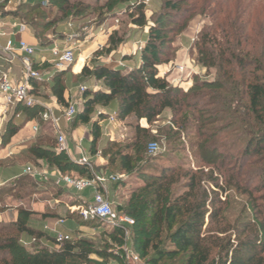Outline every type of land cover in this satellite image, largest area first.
Listing matches in <instances>:
<instances>
[{"label":"trees","instance_id":"1","mask_svg":"<svg viewBox=\"0 0 264 264\" xmlns=\"http://www.w3.org/2000/svg\"><path fill=\"white\" fill-rule=\"evenodd\" d=\"M44 1L24 0L19 6L27 13L38 12L29 25L42 46L52 44L42 38L52 25L42 20L49 7L58 9L53 24L65 23L71 11L79 16L97 7L99 16L108 17L127 6L135 26H148L142 0H134L133 6L132 0H97L95 4L85 0H47L46 8ZM190 1L193 4L186 5ZM197 11L206 15L210 23L202 29L193 49L197 51L198 64L214 69L216 78L198 80L195 76L192 86L185 90L160 77L159 67L172 61L169 48L175 38L170 34L183 32ZM150 16L152 25L139 67L124 73L101 63L84 66L81 75L102 81L104 89H87L82 96L83 108L73 119L88 124L95 105L117 102V119L132 131L123 141L125 144L110 140L103 146L107 165L97 170L106 174L119 171L145 181L126 205L117 207L135 219L131 239L126 240L123 230L112 228L109 237L120 247L116 253L98 250L86 238L50 249L42 242L46 234L30 221L32 212L21 208L15 222L0 226V264H126L124 246L129 241L147 264H264V210L258 208L259 215L252 222L232 224L224 216L225 203L221 199L229 188L249 198L255 191L264 192V165L259 168V186L252 191L250 185L241 186L244 160L254 155L264 163V0H162L160 9ZM121 42L122 36L114 32L107 52ZM63 76L64 73H54L51 91L60 103L68 105ZM45 83L33 81L34 92ZM21 110L29 117L41 112L40 107L19 105L16 114ZM166 114H170L168 126L161 129L159 123ZM142 120L148 127L141 124ZM91 125L90 151L95 155L101 120ZM19 129L10 121L0 148ZM159 135L168 141L173 154L169 158L171 165L162 164L167 149L148 154V144ZM30 152L34 162L43 159L62 173L93 177L89 167L75 163L64 151L56 152L52 136L38 137ZM179 152L194 153L196 165L177 159ZM71 215L84 224L80 216ZM56 216L57 213L40 215L41 219ZM24 235L36 239L29 248L21 242ZM93 255L100 260L93 259Z\"/></svg>","mask_w":264,"mask_h":264},{"label":"rangeland","instance_id":"2","mask_svg":"<svg viewBox=\"0 0 264 264\" xmlns=\"http://www.w3.org/2000/svg\"><path fill=\"white\" fill-rule=\"evenodd\" d=\"M24 0H0V17H3L2 21H4V18L10 19V24L13 25L11 27H15L16 24L23 23L26 24L28 27L32 28L29 24H31V21L33 20V17L38 12L33 13H27L25 10H21L19 8L21 2ZM72 2H78L82 0H71ZM92 2L96 3L97 0H85L83 2ZM106 0H98V2L104 3ZM144 1V0H142ZM134 0H132L131 5L133 6ZM44 7L47 6V0L43 2ZM145 4V3H144ZM193 4L192 1L189 3H186V5L191 6ZM162 5V0H152L149 4H145L146 6V12L148 14V26L146 28H141L138 26H135L129 15H128V8L127 6L121 7L119 10H117V14L113 16L105 17L104 15L99 16V8L93 7L85 10L83 14V17L74 16L72 14L73 11H71V14L69 18L66 20L65 23H57L53 24L54 19L56 18V14L58 12V9L55 8L54 10L52 7L48 8V12L46 17L42 18V20L46 24H51L44 32V35L42 36L43 40H49L51 42L55 40L60 41H68L69 44L74 48L75 56L78 57L79 53L82 52L86 46L89 43H85V40H91L92 39V33L99 34L101 31L109 30L111 29L112 32H119V36H122L123 42L128 39L130 34H132L134 31L137 30V33L135 37H138L141 32L146 31L149 29L150 24L152 23V19L150 18L151 12L154 13L160 9ZM256 5V2H255ZM254 5V6H255ZM96 6V5H95ZM257 8V7H256ZM104 16V17H103ZM48 17V18H47ZM7 20V19H6ZM38 18L36 19V21ZM100 25H97L98 22H100ZM7 23V22H6ZM210 23V19L206 15H200L199 11H197L192 20L188 23V26L185 28L183 32L179 33H171V38H175V42L173 45L170 46L169 52L172 53V61H175L176 58L181 56V58H178L177 64H175L173 67L176 66H183L184 71L179 72L177 67L175 68V72H171L173 75L172 77V85L173 86H179L176 85L174 82L181 78V82H183V78L190 76L192 79V82L194 83V80L196 79L195 76L198 78V80H209L213 81L216 78V71L214 69L207 70L203 68L200 64L197 62V51L196 49H193V45L195 43V40L197 37H199L202 29ZM71 24V26H70ZM3 24H0V31H3ZM33 30V29H32ZM116 30V31H115ZM104 33V32H103ZM106 33V32H105ZM109 33V32H107ZM111 36V35H110ZM0 40L3 42H6V39L4 36L0 34ZM143 43V42H141ZM109 46V43H108ZM107 45L103 46V49H98L93 55L91 60V66L96 64L102 63V59H109L111 58V51L107 52L108 49ZM184 47V50L182 51L180 48ZM183 49V48H182ZM2 50V48H0ZM2 62H5L1 59ZM82 60H80V63ZM23 67V66H22ZM49 67L54 68L53 64L49 63ZM36 69L40 70L42 73H44V69L38 68L35 66ZM192 70V74L189 75L188 73ZM65 72V71H64ZM61 72V73H64ZM171 76V75H170ZM71 73L67 74V78L71 79ZM62 80L65 84V77H62ZM84 80V81H83ZM86 80V81H85ZM74 81L78 83H82V86H85L89 91H95L99 87H103L102 81H98L96 79L82 77L81 75L74 76ZM46 92H49L50 90L45 88ZM48 94V93H46ZM42 95L44 97L45 93ZM50 96H53L54 94L52 91L49 93ZM50 97L48 96L47 99ZM42 102L45 103V101L40 98ZM83 104V101H82ZM79 105V109L81 110L83 108V105ZM114 104V103H112ZM112 104L108 106H104L103 104H97L93 108L92 114H91V121L89 124L90 129L92 128L91 124L93 122H98L99 120H106L108 119L110 113H107V111H110L112 108ZM43 109V108H42ZM44 111L41 110L39 112L38 116H40L45 122L46 128L43 131V134L47 135L48 137L52 136V139L55 140V151L60 152L58 150L57 145V135L50 128L51 122L48 120H45L41 113ZM112 114V113H111ZM117 116V115H116ZM170 114L164 115V118L159 123L160 128L166 129L168 124L167 120L169 119ZM111 123V122H110ZM122 121H115L114 125L117 126L118 132L116 133V139L115 140H121L122 142L124 140H127L129 138L128 134H130L131 129L126 125H122ZM62 125V124H61ZM60 125V126H61ZM156 126V125H155ZM102 127V125H101ZM49 128V130L47 129ZM156 128V127H155ZM154 128V129H155ZM162 133V132H161ZM106 127L105 125L101 128V142H98L97 144V151L103 149V146L108 143V141L104 140L103 137L106 135ZM113 141V140H112ZM125 142V141H124ZM123 142V144H125ZM160 146V151H164L167 149L166 157L162 161V164L168 165L169 158L172 157V153L170 152V146L167 144L168 141L161 135L157 138L156 141ZM151 142V143H152ZM150 144V143H149ZM147 146V151L148 147ZM91 149V148H90ZM66 152V151H65ZM67 153V152H66ZM148 154L150 155L149 151ZM31 156V154H30ZM187 156V157H186ZM194 156L193 154H187L186 152H179L177 155V159L184 161H191L195 164V160L192 158ZM70 158V157H69ZM71 159V158H70ZM16 160V159H14ZM13 159H1L0 158V226L1 225H9L14 221V215L19 212V210L22 208L32 212L33 214L31 216L32 219H30L31 222L38 221L41 219V214H53L57 213L58 211L61 212L63 215L68 214V212L74 211L76 215L79 216L80 208L83 204L82 199L76 195L77 192L73 190H69L67 192L65 189L60 188L57 186L53 180L43 181L36 178H33L31 176H25L21 175L14 179L9 180L12 176V168H9V166L13 165L14 163L19 166L23 165H31L32 162H29V158L26 156L24 160H20L18 163L17 161H14ZM259 157L251 155L249 158H246L244 160V167H243V174L241 177L242 184L241 186L243 188H246L248 185L249 188H251V191L254 190L256 186H259L261 183V179L259 178V175L261 173L262 165H264L263 162H259ZM37 163V162H35ZM81 165V164H80ZM171 165V164H170ZM196 165V164H195ZM51 170H57L56 168H52L49 165H47ZM6 167L5 169H3ZM95 171L97 168H94ZM197 167H195V170ZM114 174L118 175L119 178L116 181V184H111L110 187H108L110 191L111 197L114 199V207L117 208L119 204L126 205L128 200L131 198V196L139 190L141 186L144 185V180L137 179L134 175L129 174H122L121 172H113ZM71 175L80 176L76 172H70ZM115 183V182H114ZM75 193V194H74ZM222 194V193H221ZM261 194L254 192L253 197L249 198L247 194H242L241 192L235 191L233 188H229V191H227V194H222L221 199L225 203L224 204V216L227 220V222H230L232 224L239 223V224H247L248 222H252L256 215L258 216V208L259 210H264V198H262ZM89 199V198H88ZM255 205V208H254ZM258 206V207H256ZM264 215V214H263ZM6 216L7 218H4ZM19 216V214H18ZM10 220H6V219ZM85 225V231L83 232H75L72 235V240H79L80 238H86L94 243V247L98 250H106L107 252L116 253L119 251V246H117L113 240L109 237V232L112 229L111 226H109L107 223L101 220H90L88 222L84 221ZM28 235H24L21 239L24 241L31 242L30 244L26 245L28 248L32 246V244L35 242L32 241V237L30 239L27 238ZM245 236V235H243ZM131 239V236H130ZM130 245V241L128 242ZM23 244V243H22ZM24 245V244H23ZM43 245V244H42ZM132 246V245H131ZM133 247V246H132ZM95 260L99 257L97 255L92 256ZM110 262L114 263L115 260H110ZM126 262V260H125ZM83 264V263H78ZM142 264H147L146 261L143 259ZM162 264H178V261L175 262H167Z\"/></svg>","mask_w":264,"mask_h":264},{"label":"crops","instance_id":"3","mask_svg":"<svg viewBox=\"0 0 264 264\" xmlns=\"http://www.w3.org/2000/svg\"><path fill=\"white\" fill-rule=\"evenodd\" d=\"M2 18L3 17H0V19ZM6 19L4 18V21L0 20V24L4 25L3 31H0V34L4 36L6 39V42L0 40V48H2L3 50L8 40L10 39L14 40L15 42H19L20 40H25L28 43L38 48L36 54L32 57V60L35 66H37L38 68L41 67V69H44L45 71L44 73H49L51 75V80L46 82L40 88H37L35 95L38 98H42L45 101L44 104L46 108L42 109V107H40L41 110L45 111L46 109H50L54 114V116L61 117L63 115L65 108L68 105H63L62 103H60L55 95L53 96L49 95V93L51 92V86L53 85L52 76L55 73V70L49 67V61H51L52 59V55L49 49L51 48L54 41L50 45L42 46L40 44L39 39L35 36V33L32 30V28L28 27L26 31H21L19 27H11L13 26L11 24L9 26L8 23H10L11 20L8 18ZM151 25L152 23L150 24V26ZM148 31L149 29H147V32L146 31L141 32V34L138 37H135L136 34H138L137 30L134 31L132 34H130V36L126 41L121 42L116 49H113L111 51L112 57L109 59H102L101 64L107 66L108 68L120 69L124 73H128L132 71L134 68L139 67L142 62V57H141L142 50H140V45L144 44L145 46L146 41L148 39ZM103 32L101 31L99 34L93 32L91 36L92 39L85 40V43H89V44L82 52L79 53L78 57H76V63L74 64V66L70 70L64 72V77L66 79L65 80L66 91L64 93V96L68 104L70 101H79L80 104H82L83 93L79 89L80 86H82V83L77 84V82L74 81V76L81 75L84 66L91 64L90 62L92 60V55L99 49L100 46H104V45L108 46L110 35H112L113 32L111 29H109L108 31L104 30ZM182 48L180 49L183 51L184 47ZM2 50H0V54L2 53ZM178 58H181V56L180 57L178 56L175 61H171L170 63L161 65L159 67L160 77H166L172 83L173 74L171 72H175V68L173 66L178 63L177 62L178 60H180ZM80 60H82L81 63ZM120 62H123L125 67H118V63ZM3 72L10 74L11 77L17 80H20L22 78L21 56L18 55L11 64H7L6 62H2L0 60V77ZM191 72L192 70L188 74L191 75L192 74ZM69 73H71L72 76L71 79L67 78V74ZM174 83L176 85H180V87L184 88L185 90H188L193 84L190 76L184 77L183 82L180 83L174 82ZM45 88L49 89L50 91L46 92L44 90ZM102 89L104 88L99 87L97 90H102ZM42 93L43 94L45 93L46 97H44ZM48 96L50 97L49 99H47ZM16 108L9 109L7 115H5L6 117H3L4 107L0 103V145L3 143V136L6 132L7 125L10 121H13L16 125L20 126L19 131L10 139V141L0 148V158L4 160L16 159L14 161H17L18 163L21 159L24 160V158L27 156L29 158V162H32L33 164L44 163L48 165L43 159H37V161H35L37 163H35L32 157L30 156L31 154L30 150L36 144L38 137L45 135L43 134V131L46 128L45 122H43L42 118L38 115L29 117L24 110L18 111L19 113L16 114ZM111 108L112 109L110 111H107V113H110V115L113 114L117 115V111H118L117 102L112 104ZM115 119H116L115 121L118 120L117 116L115 117ZM115 121L110 123L109 117L108 119L101 121V125L102 127L105 125L106 133H107L106 134L107 136L104 135L103 137L104 140L107 139L106 141H110L116 139V133L118 132V130H117V126L114 125ZM141 124L143 126L148 127L146 120H142ZM122 125L126 126L124 122ZM34 126H38L39 131L35 132ZM50 128L54 130V132L56 133L57 140H58L59 132H63L66 135L67 147H68L66 152L67 155L71 158V160L74 161L75 163H77L76 161L82 155L85 154L90 157L91 161L94 163V166L95 168H97V170L98 168L103 169L107 165V160L103 156H98L97 154L93 155L90 151L93 136L89 124L80 123L76 121L66 122L65 120L62 119L57 126L50 124ZM47 129L49 130V128ZM25 166L26 165L19 166L16 165L15 163L9 166V168H12L13 170L11 173L12 177L9 180L21 176L23 168ZM5 168L6 167H4L3 169ZM53 182L55 183V181ZM57 186H60L63 189H65L67 192H69V190L65 188L63 185H57ZM76 195H78L82 199L83 203H86L93 199L94 191L92 189H87L86 191L78 193ZM108 196L110 197V199L114 201V199L110 195L109 189H108ZM18 214L19 212H17V214L14 215L15 217L14 221L18 219ZM57 214L58 216L56 217H48L46 219H39L34 223L32 222L33 226L36 229L46 234L42 238V242L51 249L57 248V245L55 243V235H56L55 230L70 235H73L75 232L85 231L84 230L85 225L79 223L78 220L76 219V216L71 215V214H75L74 211H72L71 213L68 212V214L66 215H63L61 212L58 211ZM4 218L7 217L4 216ZM61 219L64 220V223L58 225L57 222ZM6 220H10V219L8 218ZM27 238L30 239L31 237L27 236Z\"/></svg>","mask_w":264,"mask_h":264},{"label":"built area","instance_id":"4","mask_svg":"<svg viewBox=\"0 0 264 264\" xmlns=\"http://www.w3.org/2000/svg\"><path fill=\"white\" fill-rule=\"evenodd\" d=\"M152 0H144L145 4H149ZM71 26V24H70ZM21 31H26L28 26L23 23L16 24ZM144 44L140 45V50H143ZM99 49H103L100 46ZM38 48L25 40L15 42L8 40L6 46L0 54V60H4L7 64L13 63L18 55L21 56L22 63V78L17 80L10 76V74L3 72L0 77V103L4 107L3 117H6L9 109H14L19 105L26 107H42L46 108L44 102L35 95L33 81L48 82L51 80L49 73H42L35 68L32 57L36 54ZM52 55L50 64H53L55 72H64L70 70L76 63V56L74 48L68 41L55 40L49 49ZM118 67H125L123 62L118 63ZM179 72L184 71L183 66H176ZM175 67V68H176ZM181 78L175 82L180 83ZM80 91L84 93L87 88L80 86ZM79 101H70L65 108L61 117H56L50 109H46L41 113L45 120H48L54 126L63 119L66 122H72L79 112ZM116 115H110V122H114ZM34 131H39L38 126H34ZM58 150L60 152L67 151V138L63 132L58 133L57 140ZM148 151L150 155H156L160 152V146L157 142L149 144ZM102 156V151L96 153ZM78 164L85 165L93 171V177H82L71 174H65L59 170H51L46 164H29L23 168L22 175L31 176L33 178L48 181L53 180L57 185H63L69 190L77 193L92 189L94 191L93 199L83 204L80 208V217L84 221L101 220L107 223L112 228H119L125 232L126 240L130 239L131 228L135 225V219L128 214L121 213L114 207V202L108 196V187L110 184L116 182L119 178L116 174H106L95 171L94 163L87 155H82L77 161ZM64 220L61 219L57 224L61 225ZM55 241L57 248H60L66 241L72 240V235L55 230ZM36 239L32 238L34 242ZM26 246L30 244L29 241L22 240ZM51 249V248H50ZM124 254L126 264H142L143 260L138 252L127 242L124 246Z\"/></svg>","mask_w":264,"mask_h":264}]
</instances>
